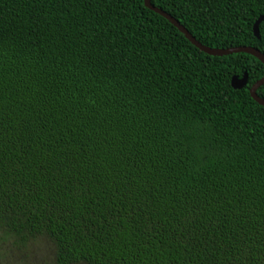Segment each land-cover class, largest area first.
Listing matches in <instances>:
<instances>
[{"label":"trees","instance_id":"1","mask_svg":"<svg viewBox=\"0 0 264 264\" xmlns=\"http://www.w3.org/2000/svg\"><path fill=\"white\" fill-rule=\"evenodd\" d=\"M143 1L0 0V242L46 238L51 264H264V67ZM150 4L264 55V0Z\"/></svg>","mask_w":264,"mask_h":264},{"label":"water","instance_id":"2","mask_svg":"<svg viewBox=\"0 0 264 264\" xmlns=\"http://www.w3.org/2000/svg\"><path fill=\"white\" fill-rule=\"evenodd\" d=\"M143 3H144L145 8H147L148 10L154 12L155 14L161 16L166 21H168L173 27H175L186 38L187 41H189V43H191L192 46H194L199 51L205 53L206 55L221 57V56H226L230 54L244 53V54H247V55H250L256 58L264 67V55L260 53L257 49H254L251 47H244V46L228 48V49H212L204 45H201L174 18H172L170 15H168L164 11L153 7L150 4V0H144ZM263 20H264V15L259 16L252 26V32L256 38H258V26ZM246 84H247V74L246 73H243V75L240 78L237 76H233L230 80V86L234 90H241L242 88L246 86ZM263 84H264V75L262 76L261 79L256 81L253 85H251L248 89L250 98L261 107H264V100H262L256 95V90Z\"/></svg>","mask_w":264,"mask_h":264},{"label":"rangeland","instance_id":"3","mask_svg":"<svg viewBox=\"0 0 264 264\" xmlns=\"http://www.w3.org/2000/svg\"><path fill=\"white\" fill-rule=\"evenodd\" d=\"M52 260L53 245L46 238L33 239L22 248L0 242V264H51Z\"/></svg>","mask_w":264,"mask_h":264}]
</instances>
